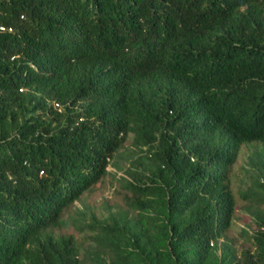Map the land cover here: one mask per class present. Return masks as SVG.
Wrapping results in <instances>:
<instances>
[{
	"label": "trees",
	"instance_id": "obj_1",
	"mask_svg": "<svg viewBox=\"0 0 264 264\" xmlns=\"http://www.w3.org/2000/svg\"><path fill=\"white\" fill-rule=\"evenodd\" d=\"M0 264H264V0H0Z\"/></svg>",
	"mask_w": 264,
	"mask_h": 264
},
{
	"label": "rangeland",
	"instance_id": "obj_2",
	"mask_svg": "<svg viewBox=\"0 0 264 264\" xmlns=\"http://www.w3.org/2000/svg\"><path fill=\"white\" fill-rule=\"evenodd\" d=\"M121 156L116 158L115 161L119 163L121 168L115 167L114 163L110 164L108 170L110 172V176L106 182L107 190L102 196L98 197V202L102 200L103 197L105 198H112L113 196V187H112V179L115 180L118 176H124L125 169L128 167L132 155H133V148L131 146V142L128 141L125 146L122 148ZM236 181L242 188H245L249 185L250 180L247 178L246 173L243 171L241 167L237 168V177ZM93 196L89 193L83 195L81 200L70 204L62 214V219L66 222V224L70 227L72 225L76 226H84L91 224L93 221H102L109 216L107 210L96 207L93 204ZM116 209L113 210L115 212ZM258 229L255 218L249 214H243L240 220H236L234 223V230L235 233L241 238V240H245L251 234L256 232ZM80 240L82 244L83 254H88L90 251L93 250L95 243L92 240L91 232L88 230L85 233L80 235Z\"/></svg>",
	"mask_w": 264,
	"mask_h": 264
},
{
	"label": "built area",
	"instance_id": "obj_3",
	"mask_svg": "<svg viewBox=\"0 0 264 264\" xmlns=\"http://www.w3.org/2000/svg\"><path fill=\"white\" fill-rule=\"evenodd\" d=\"M56 106H57L58 108H60L59 103H56Z\"/></svg>",
	"mask_w": 264,
	"mask_h": 264
}]
</instances>
